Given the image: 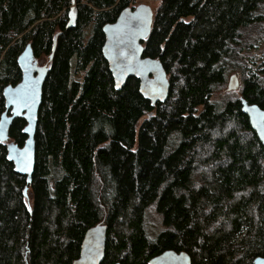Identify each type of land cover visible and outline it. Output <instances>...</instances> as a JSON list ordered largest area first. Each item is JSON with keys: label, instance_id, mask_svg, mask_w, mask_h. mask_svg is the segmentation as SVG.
I'll return each mask as SVG.
<instances>
[{"label": "trees", "instance_id": "16d2710c", "mask_svg": "<svg viewBox=\"0 0 264 264\" xmlns=\"http://www.w3.org/2000/svg\"><path fill=\"white\" fill-rule=\"evenodd\" d=\"M137 1L0 0V116L25 46L50 65L26 195L0 143V264H73L98 225L101 264L166 251L191 264L264 258V148L241 106L264 111V52L245 56L264 44V0H146L158 6L143 56L170 85L155 105L135 78L116 91L102 56V28ZM232 74L238 93L226 91ZM24 127L9 129L19 147Z\"/></svg>", "mask_w": 264, "mask_h": 264}, {"label": "water", "instance_id": "95a60500", "mask_svg": "<svg viewBox=\"0 0 264 264\" xmlns=\"http://www.w3.org/2000/svg\"><path fill=\"white\" fill-rule=\"evenodd\" d=\"M73 6V4H72ZM153 12L146 4L123 9L115 22L102 28L104 44L102 56L108 65L114 89L120 91L130 78L139 81V94L152 105L163 103L169 94V81L162 64L157 59L144 57L142 42L151 32ZM74 6L70 9L66 28L75 26ZM54 51V50H53ZM52 59L50 56L49 60ZM21 73L20 81L3 89L5 110L0 116V143L6 145L7 160L13 164L14 172L25 177L26 186L32 182L35 165V141L38 113L42 102V92L50 65H39L31 45L27 44L17 58ZM239 88L235 74L228 78L226 91ZM242 113L248 117L249 124L264 148V111L257 105H249L241 100ZM25 121L23 146L9 140V129L15 119ZM107 227L98 225L86 231L80 253L73 264H101L105 255ZM148 264H191L188 254L166 251L152 258ZM253 264H264V258H256Z\"/></svg>", "mask_w": 264, "mask_h": 264}, {"label": "rangeland", "instance_id": "374dc122", "mask_svg": "<svg viewBox=\"0 0 264 264\" xmlns=\"http://www.w3.org/2000/svg\"><path fill=\"white\" fill-rule=\"evenodd\" d=\"M139 4L148 5L151 8L153 14H155V11H156L157 6H158V2L157 1L138 0L136 5H134L133 7H136ZM263 52H264V44L261 46L260 50L257 49L255 51H253L252 53H246L245 56L248 57V56L260 55ZM46 64H47L46 58H43L42 60L39 61V65L40 66H43V65H46ZM234 93H238V91H234ZM147 225H148V230L151 232V235L153 236L154 232L156 233L157 229H158L157 222L154 219L149 218V220L147 222Z\"/></svg>", "mask_w": 264, "mask_h": 264}, {"label": "flooded vegetation", "instance_id": "af4514ba", "mask_svg": "<svg viewBox=\"0 0 264 264\" xmlns=\"http://www.w3.org/2000/svg\"><path fill=\"white\" fill-rule=\"evenodd\" d=\"M39 62V61H38ZM48 64V63H47Z\"/></svg>", "mask_w": 264, "mask_h": 264}]
</instances>
